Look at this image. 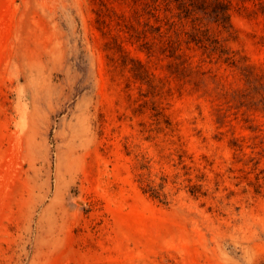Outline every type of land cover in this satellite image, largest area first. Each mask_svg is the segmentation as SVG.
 Returning a JSON list of instances; mask_svg holds the SVG:
<instances>
[{
    "label": "rangeland",
    "instance_id": "obj_1",
    "mask_svg": "<svg viewBox=\"0 0 264 264\" xmlns=\"http://www.w3.org/2000/svg\"><path fill=\"white\" fill-rule=\"evenodd\" d=\"M0 0V264H264V0Z\"/></svg>",
    "mask_w": 264,
    "mask_h": 264
},
{
    "label": "trees",
    "instance_id": "obj_2",
    "mask_svg": "<svg viewBox=\"0 0 264 264\" xmlns=\"http://www.w3.org/2000/svg\"><path fill=\"white\" fill-rule=\"evenodd\" d=\"M206 3L214 4V8L212 9L215 15L221 19H225L228 17V4L223 0H203V10L206 8Z\"/></svg>",
    "mask_w": 264,
    "mask_h": 264
}]
</instances>
